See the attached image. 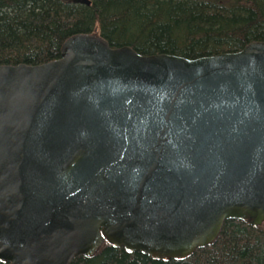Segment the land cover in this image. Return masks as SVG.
I'll list each match as a JSON object with an SVG mask.
<instances>
[{"label": "water", "instance_id": "95a60500", "mask_svg": "<svg viewBox=\"0 0 264 264\" xmlns=\"http://www.w3.org/2000/svg\"><path fill=\"white\" fill-rule=\"evenodd\" d=\"M228 220L264 224V43L187 60L78 35L59 60L0 66V262L105 241L181 261Z\"/></svg>", "mask_w": 264, "mask_h": 264}, {"label": "trees", "instance_id": "16d2710c", "mask_svg": "<svg viewBox=\"0 0 264 264\" xmlns=\"http://www.w3.org/2000/svg\"><path fill=\"white\" fill-rule=\"evenodd\" d=\"M0 0V66H39L61 58L78 35L114 48L187 60L241 52L264 43V0ZM0 264H4L0 262ZM71 264H264V225L228 220L218 239L181 261L129 253L107 241Z\"/></svg>", "mask_w": 264, "mask_h": 264}]
</instances>
